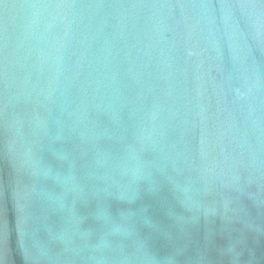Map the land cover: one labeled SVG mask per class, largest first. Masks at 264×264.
I'll return each instance as SVG.
<instances>
[{"label":"water","instance_id":"water-1","mask_svg":"<svg viewBox=\"0 0 264 264\" xmlns=\"http://www.w3.org/2000/svg\"><path fill=\"white\" fill-rule=\"evenodd\" d=\"M0 264H264V0H0Z\"/></svg>","mask_w":264,"mask_h":264}]
</instances>
